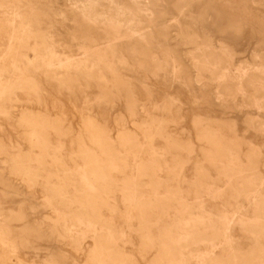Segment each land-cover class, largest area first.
<instances>
[{
	"label": "rangeland",
	"instance_id": "rangeland-1",
	"mask_svg": "<svg viewBox=\"0 0 264 264\" xmlns=\"http://www.w3.org/2000/svg\"><path fill=\"white\" fill-rule=\"evenodd\" d=\"M0 264H264V0H0Z\"/></svg>",
	"mask_w": 264,
	"mask_h": 264
},
{
	"label": "bare ground",
	"instance_id": "bare-ground-1",
	"mask_svg": "<svg viewBox=\"0 0 264 264\" xmlns=\"http://www.w3.org/2000/svg\"><path fill=\"white\" fill-rule=\"evenodd\" d=\"M114 17V16H113ZM118 19V18H117ZM138 33H140V31L138 32ZM138 35H140V34H138ZM136 36V35H135ZM239 45V44H238ZM228 59V58H227ZM58 65V64H57ZM212 67V66H211ZM227 72V71H226ZM78 105V104H77ZM214 146V145H213ZM89 148V147H88ZM116 165V164H115ZM153 166V165H152ZM161 166V165H160ZM251 167V166H250ZM151 168V167H150ZM253 169V168H252ZM236 173V172H235ZM251 175V174H250ZM231 178V177H230ZM227 179V178H226ZM250 179V178H249ZM86 180V179H85ZM231 180V179H230ZM230 180H228L229 182H230ZM234 180V179H233ZM235 191V190H234ZM259 191V190H258ZM213 192V191H212ZM197 193V192H196ZM216 194V193H215ZM215 194H214V198H215ZM256 194H258V193H256ZM211 197H213V196H211ZM209 198V197H208ZM253 200H254V198H253ZM204 204V203H203ZM224 208H226V207H224ZM226 210V209H225ZM240 211V210H239ZM238 212V211H237ZM236 215V214H235ZM234 215V216H235ZM240 216V215H239ZM241 218V217H240ZM254 220V219H253ZM221 221V220H220ZM223 222V221H222ZM181 239V238H180ZM224 243V242H223ZM229 243H230V241H229ZM231 245H232V243H231ZM230 246V245H229ZM218 250V249H217ZM212 256V255H211ZM211 261H212V259H211Z\"/></svg>",
	"mask_w": 264,
	"mask_h": 264
}]
</instances>
